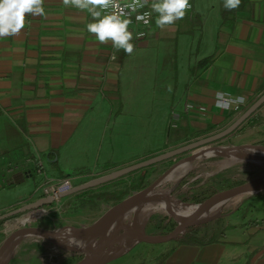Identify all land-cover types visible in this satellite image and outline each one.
<instances>
[{
    "label": "crops",
    "instance_id": "obj_1",
    "mask_svg": "<svg viewBox=\"0 0 264 264\" xmlns=\"http://www.w3.org/2000/svg\"><path fill=\"white\" fill-rule=\"evenodd\" d=\"M223 4L224 0L220 14ZM44 8L45 16L26 17V27L18 35L0 38V156L11 161L9 165L0 162V191L34 176V167L40 174L39 162L44 164V157L48 160L46 156L54 149L59 151L61 170L54 171L52 178L60 179V173L70 176L66 173L71 169L72 175L87 170L96 177L124 167V163L114 162L91 170L75 162L86 152L91 131L106 111L98 103V93L106 99L107 87L118 86L112 67L120 60L118 51L111 42L101 44L87 32L86 24L93 21L86 11L66 8L61 0H45ZM153 23L154 15L151 26ZM215 47L213 62L199 72L201 59L196 60L184 83L178 81L166 96L172 115L186 127H197L196 135L210 125L223 128L236 118L237 112L216 106L217 93L244 96V107L264 93V0H248L234 30L217 35ZM188 105L194 109L187 110ZM199 107L206 111H198ZM256 114L258 121L250 129L264 132V105ZM18 154L20 160L15 162ZM27 203L30 200L20 205ZM238 225L237 232L225 233L216 243L175 245L158 263L264 264V225L246 228L247 234L244 224Z\"/></svg>",
    "mask_w": 264,
    "mask_h": 264
},
{
    "label": "rangeland",
    "instance_id": "obj_2",
    "mask_svg": "<svg viewBox=\"0 0 264 264\" xmlns=\"http://www.w3.org/2000/svg\"><path fill=\"white\" fill-rule=\"evenodd\" d=\"M221 2L222 0H190L193 9L187 10L183 19L170 25L167 29H160L156 26L157 14L153 13L154 23L148 30L145 39L137 40L135 33L132 32L133 40L131 42L135 45L134 51L131 55L124 56V51L120 50L118 51L120 60L113 61L112 67L117 72L118 86L107 87L106 92L108 91L109 96L107 95L106 99L98 93V103L102 102L106 111L103 110L91 131V141L88 142L89 146L86 152L77 157L75 162L79 164L78 167L86 166L91 170L94 168L100 170L99 166L104 163L107 165L114 162L124 163V167L137 163L153 156L148 155L150 152L159 150H163L159 153L166 152L221 131L250 106L248 105L241 112H237L236 118L225 127L189 140L188 138L198 134L197 127H186L182 121L177 120L172 115V104L166 100L167 94L170 93L169 85L172 89L178 81L182 85L188 77L190 66L194 65L196 60H202V58L214 54L217 35L222 33V19L219 10ZM251 127L245 123L233 135L212 144L211 147H238L241 145L264 147V143L261 144V141L264 140V132L251 130ZM166 146L170 147L165 148ZM30 150L32 152V149ZM26 151L27 147L24 146L22 154L24 155ZM190 155L191 153H186L148 168L149 185L176 162ZM20 156L18 154L15 162L20 160ZM1 160H4L6 165L11 164L10 158L8 160L6 156H0V162ZM43 160L46 174L49 177L54 176V171L57 172V170L45 157ZM221 160L223 158L220 157L205 159L203 166L184 174L176 186L164 184L158 189L172 190L171 195L181 201L182 197L195 194L196 189L200 187L211 188V193L214 195L215 189L228 190L259 180L264 175V169L252 161H242L230 166L213 167L209 165ZM69 164L67 163V165ZM73 170L71 169L72 172ZM33 171L34 176L27 178L24 183L12 185V187L6 186L0 191V215L17 208L8 210L10 206L20 205L25 200L34 202L40 197L41 191L37 189L43 183L44 176L36 173L35 167ZM72 172L69 171L66 174L72 175ZM87 180H79L74 183L78 185ZM129 180V176L124 177L121 183L113 185L111 189L123 190ZM136 193L138 192L132 193L130 196ZM232 201L231 206L222 208L220 215H216V218L201 223L205 225L202 233L213 227L216 229L223 227L225 233H231L237 228L239 230L240 225L238 224L243 223V231L247 234L246 228L253 229L255 222L264 221V192L242 194L233 197ZM55 204L51 203L45 208L51 209ZM60 205L59 209L48 215L39 216L36 220L34 219L35 221L26 222L25 225L21 224L19 220L32 211L5 220L0 225V246L6 237L21 227H40L48 231L70 227L88 228L116 204L112 202L101 204L99 207L81 208V204L75 200L73 195L63 198ZM177 219L172 213H157L145 219L141 226L148 235L163 236L183 224ZM170 220L176 223L175 227L168 224ZM126 223L128 224V221ZM261 225L264 224H256L257 227ZM126 239L127 236L124 237L123 246ZM95 243L98 244L96 238ZM175 245H178L176 240L160 244H136L108 264H159L158 261H162L164 255ZM83 257L84 253L79 251L58 248L46 238L30 236L19 242L7 264H75Z\"/></svg>",
    "mask_w": 264,
    "mask_h": 264
},
{
    "label": "water",
    "instance_id": "obj_3",
    "mask_svg": "<svg viewBox=\"0 0 264 264\" xmlns=\"http://www.w3.org/2000/svg\"><path fill=\"white\" fill-rule=\"evenodd\" d=\"M264 105V93L258 97L237 119H235L228 127L222 129L217 133H213L199 140L189 142L178 148L162 152L153 155L145 160H141L137 163L122 167L120 169L111 171L94 179H91L81 185L74 187L72 190L63 193L59 198L63 199L68 196H73L79 194L83 191L89 189H95L97 187L109 184L116 180L121 179L129 174L138 172L142 169H148L159 163L165 162L167 160L176 158L186 153H191L190 156L183 159L186 161L195 160L201 152L209 149L234 151L245 148H260L264 150L262 146H252V145H241L238 147H211L212 144L219 142L229 136L233 135L237 130H239L252 116H254L260 108ZM196 150H200L197 151ZM244 161L258 162L259 158L244 156ZM183 160L176 162L172 167H170L166 172H164L156 181L150 184L145 189L139 191L138 193L127 197L121 202L117 203L111 209H109L102 218L96 221L92 226L88 227L85 231H82L83 235H93L99 242V245L90 254L84 253V257L75 264H108L111 261L119 258L124 254L126 250L123 247V240L125 236H129L134 241V245L146 243V244H160L166 243L175 239L181 238L187 230L203 222L199 221L201 213L208 207V205L215 199L221 197H230L239 194H258L264 192V180H256L244 185L231 188L228 190L216 193L206 199L204 202L196 204L198 209L191 220H189L184 225H178L173 231L163 236H151L142 231L134 230L129 224L121 227H115L114 225L119 218L124 216L132 208L139 206L148 201V195L154 192L158 187L164 184L167 177L179 165ZM55 198L53 196H48L46 198L38 199L34 202L27 203L17 209L9 211L5 214L0 215V221H5L9 218L21 215L28 211H33L41 209L51 203H53ZM214 219V218H213ZM25 225V224H24ZM67 229V228H64ZM63 230V229H61ZM30 236L36 237H50V236H60V230L48 231L40 227H21L16 231L12 232L0 246V255H3L14 243L19 244V242ZM133 247V246H132ZM131 247V248H132ZM129 248V249H131ZM127 249V250H129ZM8 261L5 263L7 264Z\"/></svg>",
    "mask_w": 264,
    "mask_h": 264
},
{
    "label": "clouds",
    "instance_id": "obj_4",
    "mask_svg": "<svg viewBox=\"0 0 264 264\" xmlns=\"http://www.w3.org/2000/svg\"><path fill=\"white\" fill-rule=\"evenodd\" d=\"M242 0H224V8L231 11L238 9ZM45 0H0V38L18 35L26 27V17H43L46 15ZM64 7H72L80 11H86L92 17L93 22L86 24L88 33L95 39L105 44L111 42L115 51L123 50L126 55H131L135 45L133 33L129 30L132 24V15H135L137 24L150 23L153 13H156L155 24L158 28L175 24L183 19L188 9L191 8L190 0H127L121 4L120 0H61ZM150 7V11L140 12L141 9ZM139 33L138 36H142ZM115 51L110 59L115 60ZM168 91H172L171 85ZM217 107L228 109L232 104L245 103L244 96L225 99L223 93H217ZM191 108V105H188ZM206 111V109H201ZM71 240L80 247L86 244L71 237ZM94 246V245H93Z\"/></svg>",
    "mask_w": 264,
    "mask_h": 264
},
{
    "label": "bare ground",
    "instance_id": "obj_5",
    "mask_svg": "<svg viewBox=\"0 0 264 264\" xmlns=\"http://www.w3.org/2000/svg\"><path fill=\"white\" fill-rule=\"evenodd\" d=\"M200 151V150H196ZM244 156H251L259 158V161L256 162L257 165L264 169V150L260 148H245L234 151H226V150H215L209 149L204 150L201 154L193 161L183 160L179 165L175 167V169L170 173V175L165 180L164 184L175 185L181 180L184 174L187 172L199 168L203 166L204 160L208 158L220 157L223 160L210 163V166H230L239 162L244 161ZM264 173V172H263ZM260 180H264V175L261 176ZM162 184V185H164ZM161 185V186H162ZM174 186V187H175ZM159 188V187H158ZM156 189L154 192L150 193L148 197V201L132 208L127 212L124 216L118 219L115 227H121L127 225L126 221H128V226H130L134 230L142 231L143 227L141 224L145 219L150 217L153 214H168L172 213L178 220L186 224L189 220L193 218L195 215L198 206L196 204H184L180 200L174 198L171 193L172 190H159ZM242 195V194H239ZM234 195L230 197H221L212 201L208 207L201 213L199 218L200 222L210 221L213 218H216V215H220L222 208H228L232 204V198L239 196ZM44 214L43 210L32 212L28 214L23 219L19 220L21 224H25L31 220H34L38 216H42ZM87 227L82 228H74L70 227L67 229H60V236H50L44 237L51 241L56 247L67 249L69 251H79L81 253L90 254L96 247L99 245L95 243V237L93 235H83L82 231H85ZM71 237H75L77 240H81L86 244V247H80L76 245ZM19 244L14 243L3 255H0V264H5L7 261L11 259L15 250L17 249ZM94 245V246H93ZM134 246V241L131 237L127 236V239L124 243V250H127Z\"/></svg>",
    "mask_w": 264,
    "mask_h": 264
},
{
    "label": "trees",
    "instance_id": "obj_6",
    "mask_svg": "<svg viewBox=\"0 0 264 264\" xmlns=\"http://www.w3.org/2000/svg\"><path fill=\"white\" fill-rule=\"evenodd\" d=\"M247 3H248V0H242L239 8L235 10H231V11L225 9L224 6L222 7L221 9V19H222L221 32L223 31L232 32L234 30L238 22V19H239V14ZM124 56H126V54H124ZM213 60H214L213 56L202 59L201 61L198 62L197 70L202 71L206 69L213 62ZM257 121H258L257 114H255L246 122V124L254 126ZM216 129H219V128L215 125H210V127H208V129H206V131H204V133H202L201 135L209 134L211 132H214ZM201 135H196L194 138H198ZM263 143L264 142H261V144ZM46 157L48 158L52 167L60 171L59 170L60 169L59 151L57 149L51 150ZM78 174H88V173H87V170H79L75 173V175H78ZM59 175L61 178L68 177V175H64L62 173H60ZM131 175H133V177H131ZM70 176H74V175H70ZM128 176L130 177V180L128 181V183H126V187L123 190H113L111 188H113V185L119 182L121 183L124 177L114 182H111L109 184L97 187L96 189H89V190L83 191L79 194L74 195V198L76 201H78L81 204L80 206L81 208H85L87 206L99 207L101 206V204H110L112 202L117 204L121 202L122 200L126 199L132 193L139 192L145 189L149 185V169H142L138 172H134L125 177H128ZM215 190H216L215 191V194H216L224 189H215ZM211 191H212L211 188L200 187L196 189L195 194L193 195L188 194L182 197L181 201L183 203L191 202V203L199 204V203L204 202L209 197H211L212 195ZM19 207L20 206H17V208ZM3 222L4 221H0V225ZM262 223L264 224V221L255 222V225L256 224L260 225ZM168 224L172 227L176 226V223L173 222L172 220H170ZM203 228H205V225L203 224L192 227L189 230H187V232L181 238L175 239V240L176 242H178L179 245L204 246L207 244L219 242L221 238L225 235V230H223V227H220L217 229L214 227L209 228L207 232L202 233L201 231ZM169 252H167L164 256L166 257L169 254Z\"/></svg>",
    "mask_w": 264,
    "mask_h": 264
},
{
    "label": "built area",
    "instance_id": "obj_7",
    "mask_svg": "<svg viewBox=\"0 0 264 264\" xmlns=\"http://www.w3.org/2000/svg\"><path fill=\"white\" fill-rule=\"evenodd\" d=\"M121 4H123L124 2H127V0H120ZM144 11H150V7H145L144 9H141L140 12H144ZM135 15L136 14H133L131 19H132V24L129 26V30L131 32H134L135 33V36H136V39L137 40H142V39H145L147 37V32L148 30L150 29L151 27V23H152V19H153V15L151 17V20H150V23L148 25H144L142 22L137 24V22L135 21ZM139 33H143L142 36H138ZM224 98L225 99H229V98H233L231 97L230 95H224ZM216 102H217V99H216ZM244 103L243 104H240V105H236V104H232L228 109L226 110H232V111H235V112H241V110H243L244 108ZM203 107H199L198 108V111L202 112L201 109ZM190 109H194V106L191 105V108L187 107V110H190ZM205 109V108H203ZM224 109V108H223ZM204 112V111H203ZM42 166L43 164L41 162H39V172L40 174H42L44 176V181L43 183L41 184V186L39 187V189L37 190H40L41 191V194H40V198L39 199H43V198H46L48 196H53L55 198L54 202L53 203H56L55 206L51 209H47L45 207L41 208V209H37V210H33L32 212H37V211H40V210H43L44 211V215H48L49 213L53 212L54 210H57L61 207V198H59V196L63 193H66L70 190H72L74 187L78 186V185H81L91 179H94L96 177H99V176H94V175H87V174H78V175H74V176H68V177H65V178H60V179H56V178H52V177H49L45 171L42 170ZM89 179V180H87ZM79 180H87V181H84L83 183L81 184H76L74 183L75 181H79ZM31 212V213H32ZM30 214V213H29ZM40 216V217H42ZM39 218L36 217L35 220ZM34 220V221H35Z\"/></svg>",
    "mask_w": 264,
    "mask_h": 264
}]
</instances>
